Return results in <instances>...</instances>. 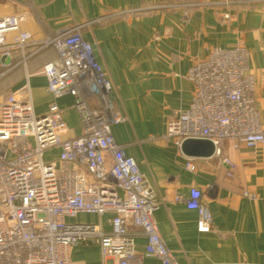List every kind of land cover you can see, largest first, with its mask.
<instances>
[{"label":"crops","instance_id":"obj_1","mask_svg":"<svg viewBox=\"0 0 264 264\" xmlns=\"http://www.w3.org/2000/svg\"><path fill=\"white\" fill-rule=\"evenodd\" d=\"M203 2L208 5H192ZM33 6L30 10L28 0H0V17L25 14L21 29L33 42L79 27L125 116L123 123L112 126V136L135 160L152 189L157 204L153 219L177 260L264 264V144L234 149L230 141H222L219 154L192 158L191 172L185 168L186 156L162 139L168 121L191 102V67L214 48L230 49L238 43L246 48L255 106L264 112V0H34ZM132 9L141 11L120 16ZM12 39L13 34L6 35L8 43ZM55 57L53 49H45L20 66L21 57L15 53L11 68L0 60V72L20 69L14 88L26 71L30 73L36 112L44 114L55 102L68 128L65 138L72 139L80 134L74 98L54 99L39 74ZM192 188L201 193V203L211 213L208 233L197 232V214L185 206ZM111 217L80 215L76 221L109 230ZM132 232L136 233L132 261L161 264L144 253L146 240L139 230ZM69 260V264H116L103 259L94 242L72 247Z\"/></svg>","mask_w":264,"mask_h":264},{"label":"built area","instance_id":"obj_2","mask_svg":"<svg viewBox=\"0 0 264 264\" xmlns=\"http://www.w3.org/2000/svg\"><path fill=\"white\" fill-rule=\"evenodd\" d=\"M33 1L28 0L30 10ZM223 18L228 20V14ZM25 19L23 13L0 17V60L8 59L4 65L11 68L16 53L25 66L40 51L53 49L55 59L39 74L54 99L74 98L80 134L65 138L68 128L55 102L44 114L36 112L27 71L20 86L0 101V264H69L71 248L85 242L96 243L103 259L137 264L132 261V228L145 238L146 255L161 264H182L153 219L157 204L152 189L112 136V126L123 123L125 116L91 45L79 27L33 42L21 29ZM7 34H13L11 43ZM248 60V51L238 43L214 48L195 62L188 73L191 102L168 121L162 139L180 152L186 140H206L214 154L225 140L234 149L264 144V112L255 106ZM185 168L195 170L192 158L186 157ZM185 206L197 214V232H210L212 216L197 189L190 190ZM107 213L112 215L109 230L76 221L80 215Z\"/></svg>","mask_w":264,"mask_h":264},{"label":"water","instance_id":"obj_3","mask_svg":"<svg viewBox=\"0 0 264 264\" xmlns=\"http://www.w3.org/2000/svg\"><path fill=\"white\" fill-rule=\"evenodd\" d=\"M5 64H9L8 59L3 60ZM181 152L190 158H208L214 154V148L209 141L206 140H186L181 146Z\"/></svg>","mask_w":264,"mask_h":264},{"label":"rangeland","instance_id":"obj_4","mask_svg":"<svg viewBox=\"0 0 264 264\" xmlns=\"http://www.w3.org/2000/svg\"><path fill=\"white\" fill-rule=\"evenodd\" d=\"M192 5L196 6V3L192 4ZM139 11H141V10H138V9L127 10L125 12H122L120 14V16H131L135 13H140ZM20 66H23V65L20 64ZM17 68L11 70L7 74L6 73L2 74V72H0V97L3 96V94H5L7 96L17 89V88H14L15 84L17 83L16 81L18 80V73L20 71V69H17ZM113 96H114V94H113ZM114 98H115V96H114ZM115 101H116V98H115Z\"/></svg>","mask_w":264,"mask_h":264}]
</instances>
